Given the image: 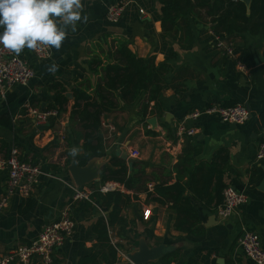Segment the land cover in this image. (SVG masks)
Listing matches in <instances>:
<instances>
[{"label": "crops", "instance_id": "crops-1", "mask_svg": "<svg viewBox=\"0 0 264 264\" xmlns=\"http://www.w3.org/2000/svg\"><path fill=\"white\" fill-rule=\"evenodd\" d=\"M82 2L87 23H78L75 32L69 29L62 47L52 48L47 61L39 62L25 48L20 55L34 68L35 78L27 86L11 89L6 99L0 97V161L5 163L17 147L21 159L41 165L49 174L30 197L15 195L9 201L0 216V250L8 252L30 244L45 225L59 219L61 211L73 203V191L69 188L73 180L67 161L82 155L83 143L77 145L68 135L81 132L79 125L70 120L74 92L85 88L92 93L102 82L103 67L113 64L118 42H125L137 58H154L156 66L168 65L167 79H176L175 83L181 87L177 92L163 91L159 110H153L152 115L149 111L145 118L139 115V106H126L103 116L100 129L103 150L98 156L105 162L103 168L114 159L121 160L125 152L136 163L147 164L144 169L147 188L154 183L170 186L176 182L174 167L188 140L200 149L196 164L211 163L219 153L227 155L224 184L244 194L247 202L227 218H221L216 208L207 210L199 202H192L202 230L187 236L174 230L177 212L170 203L159 206L147 202L145 193L136 194L137 200L131 199L121 210L124 223L107 228L109 240L115 242L119 253L116 252L117 261L113 264H131L125 254L137 248L141 239L149 247L160 244L173 247V252H180V261L191 258L196 264H254L244 257L237 239L243 231L255 233L264 249V162L256 159L259 144L264 140V129L259 126L264 111L263 36L243 33L230 38L235 53L229 57L214 50L210 27L204 24L193 27V40L187 47H181L175 38L165 41L157 0ZM115 5H123L125 9L119 21L112 23L106 19V11ZM238 60L245 66L244 71L236 67ZM53 63L58 66L54 73L48 71ZM57 95L68 99L67 112L53 127H38L33 117L26 115V107L47 111L56 104ZM237 104L249 112L243 125L222 122L215 115L188 118L195 111ZM150 119L156 120L154 126L148 124ZM181 123L187 129H196L195 135L179 136ZM125 162L130 170L132 163ZM215 163L221 165L218 159ZM7 181L8 170L3 166L0 200L6 194ZM99 182L89 187L96 188ZM110 183L115 184L116 190L133 195L118 183ZM102 195L97 194L93 203L80 201L72 205L76 233L55 253L52 264H105L98 255V225L108 224L113 205L105 206ZM33 264L39 263L34 260Z\"/></svg>", "mask_w": 264, "mask_h": 264}, {"label": "trees", "instance_id": "trees-1", "mask_svg": "<svg viewBox=\"0 0 264 264\" xmlns=\"http://www.w3.org/2000/svg\"><path fill=\"white\" fill-rule=\"evenodd\" d=\"M157 1L160 5L159 22L162 38L165 41L175 38L181 47L190 45L193 40V27L197 24L209 26L213 33L225 40L243 33L261 34L264 38V0H251L249 6L242 0ZM114 56L116 58L113 64L103 67L102 82L92 93L85 88L74 92L70 120L79 125L81 132L73 131L68 135L74 138L77 145L83 142L82 155L75 157L82 166L91 158L100 156L103 150L100 129L105 114L123 110L126 106H139V115L145 118L149 111L152 115L154 111L159 110L163 91L172 89L177 92L181 87L180 84L175 83L176 79L171 81L167 79L170 72L168 65L156 66L154 58H137L125 42H118ZM56 97V104L48 110L57 111L58 116L49 127H53L62 114L67 112L68 99L62 95ZM151 103L154 104L153 108L148 110ZM232 106L234 105L223 107ZM259 126L264 129V111L260 115ZM200 153V149L187 140L182 155L174 167L176 182L170 186L154 183L151 191L146 186L148 181L144 179V169L147 165L145 162L132 163L129 170L125 161L114 159L102 169L100 185L115 182L124 190L133 192V195H130L114 190L101 197L105 206L113 205L108 224L102 222L98 225L100 242L98 255L102 256L105 264H113L117 261L116 250L108 237V225L124 223L121 210L131 199L137 200L136 194L145 193L147 202L159 206L170 203L177 212L174 230L187 236L198 234L202 230L199 215L193 208L192 202H199L207 210L217 209L221 205L222 193L226 188L223 177L227 155L219 153L211 163L196 164L195 158ZM216 159L221 165L215 163ZM71 161V159L67 161V166ZM92 198L96 199L97 193H94ZM180 260V252L174 251L166 254L160 264H196L191 258Z\"/></svg>", "mask_w": 264, "mask_h": 264}, {"label": "built area", "instance_id": "built-area-1", "mask_svg": "<svg viewBox=\"0 0 264 264\" xmlns=\"http://www.w3.org/2000/svg\"><path fill=\"white\" fill-rule=\"evenodd\" d=\"M124 9L123 5L108 7L106 19L112 23L119 21ZM139 13L144 15L142 10H139ZM211 35L215 51H219L229 57L234 56L235 49L232 41L225 40L212 31ZM32 52L39 62H44L51 57L52 49ZM236 67L243 71L245 68L240 60L236 61ZM34 78L35 71L28 60L24 59L21 55H14L4 50L3 46L0 45V97L2 99H6L8 92L14 87L27 86ZM25 113L27 116L33 117L38 127H49L53 120L56 121V117L58 116L57 111H40L29 105L26 107ZM202 114L215 115L222 122L234 125H243L249 118L248 110L240 104L232 107H210L203 112L195 111L188 118L196 119ZM195 133L196 129H187L183 123L178 126L177 134L179 136L186 135L191 137ZM256 159L264 162V140L259 144ZM3 166L8 170V181L6 194L0 200V216L15 195H19L23 199L30 197L35 192L37 186L41 184L43 178L49 176L41 165L21 159V153L17 147L12 149L5 163L0 161V169ZM69 188L73 191V203L61 211L59 219L45 225L38 238L30 244L19 245L8 252L0 250V264H33L34 260H37L39 264H52L55 253L76 233L77 223L72 216V205L80 201L93 203L92 195L94 193L102 195L116 190L115 184L111 183L99 185L91 189L89 186L79 187L72 182ZM151 189L152 186L149 185L148 190L151 191ZM222 196V203L216 210L221 218L231 216L240 206L247 202V197L244 194L230 187L224 189ZM111 244L118 253L115 242L111 241ZM237 244L242 250L244 257L254 264H264V249L257 234L243 231L237 239Z\"/></svg>", "mask_w": 264, "mask_h": 264}, {"label": "clouds", "instance_id": "clouds-1", "mask_svg": "<svg viewBox=\"0 0 264 264\" xmlns=\"http://www.w3.org/2000/svg\"><path fill=\"white\" fill-rule=\"evenodd\" d=\"M82 0H0V45L20 55L25 48L32 51L59 50L69 29L87 23ZM53 63L48 71L55 72ZM72 149V154H76Z\"/></svg>", "mask_w": 264, "mask_h": 264}, {"label": "water", "instance_id": "water-1", "mask_svg": "<svg viewBox=\"0 0 264 264\" xmlns=\"http://www.w3.org/2000/svg\"><path fill=\"white\" fill-rule=\"evenodd\" d=\"M212 2L214 0H211ZM247 6H249L251 0H242ZM149 125L154 126L155 119L147 121ZM46 128V127H43ZM120 159L127 161L128 163H134L135 159L128 158L127 153H122ZM105 165V162L99 157H93L89 162L82 166L80 162L74 158L71 164L68 166V171L72 177L73 182L79 187L89 186L100 181L101 169ZM173 252V247H168L164 244L158 246L149 247L144 239L139 240L137 248L133 247L129 252L125 254V258L131 264H152L159 263L162 258Z\"/></svg>", "mask_w": 264, "mask_h": 264}]
</instances>
